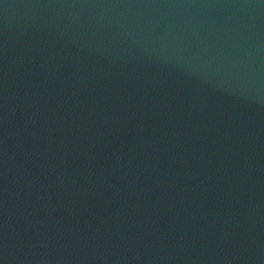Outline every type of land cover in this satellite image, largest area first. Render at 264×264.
Instances as JSON below:
<instances>
[{
  "label": "water",
  "instance_id": "95a60500",
  "mask_svg": "<svg viewBox=\"0 0 264 264\" xmlns=\"http://www.w3.org/2000/svg\"><path fill=\"white\" fill-rule=\"evenodd\" d=\"M0 264H264V0H0Z\"/></svg>",
  "mask_w": 264,
  "mask_h": 264
}]
</instances>
